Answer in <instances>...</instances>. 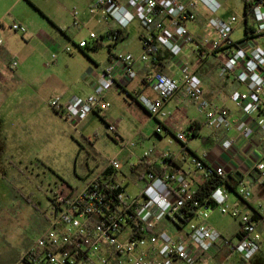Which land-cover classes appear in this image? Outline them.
I'll list each match as a JSON object with an SVG mask.
<instances>
[{"label":"built area","instance_id":"built-area-1","mask_svg":"<svg viewBox=\"0 0 264 264\" xmlns=\"http://www.w3.org/2000/svg\"><path fill=\"white\" fill-rule=\"evenodd\" d=\"M244 2L249 5L255 27L246 37L232 42L231 36L241 22L235 15L226 19L211 16L209 26L215 34L210 36L198 37L187 26L197 19L200 6L212 14L219 12V0H93L89 14L104 24L102 38L109 41L118 42L126 28L135 19L140 20L145 30L140 37L142 52L138 56L112 54L114 60L95 84L93 93L67 101L56 96L50 105L78 130L79 124L91 113L110 107L107 94L112 88H124L136 78L139 61L158 62L160 45L178 62L181 75L175 77L166 72L148 75L146 82L157 96L138 94L139 102L153 116L167 118L170 116L167 103L183 91L205 113V124L209 128L236 133L222 140L224 151L241 147L242 140L250 142L258 131L264 133V0ZM78 15L75 11L79 24ZM13 27L27 31L18 24ZM90 38L100 40L93 31ZM186 44H194L201 59L226 52L220 73L234 77L246 87L231 94L244 118L234 121L227 108L204 98L200 75L182 58ZM78 45L84 48L90 46V42L83 39ZM16 64L14 61L13 65ZM164 125V122L159 124L157 134H162ZM109 129L119 136L116 124H110ZM193 132L190 129V134ZM167 135L169 143L176 140L183 144V155L191 156L195 170L202 172L204 178L213 174L228 175L208 154L189 152L190 137L185 130ZM151 153L152 150L145 151L138 160L147 167L140 175L144 185L138 194L130 193L117 179L125 167L117 156L82 188L62 187L56 191L47 229L15 264H194L204 254L218 255L224 248L246 258L260 251L264 244L263 203L251 212H244L237 204L229 203L230 192L226 185L217 186L202 200L192 190L186 173L172 167L177 157L174 152L162 153L161 169L157 171L147 162ZM241 157V165L231 175L238 181L237 195L249 200L252 191L245 178L255 173L259 180H264V156L243 154ZM132 167L134 165L130 166L131 171ZM217 208L239 219L236 240L224 237L209 223V216ZM196 218L198 221H194ZM168 220L179 227L175 234L161 226ZM184 224H189L187 231L183 229Z\"/></svg>","mask_w":264,"mask_h":264},{"label":"rangeland","instance_id":"rangeland-1","mask_svg":"<svg viewBox=\"0 0 264 264\" xmlns=\"http://www.w3.org/2000/svg\"><path fill=\"white\" fill-rule=\"evenodd\" d=\"M219 1L221 9L216 14L201 9L204 25L209 27L211 16L226 19L235 15L241 22L232 37L242 39L244 0ZM92 2L0 0V61L6 71L0 87V264H15L44 233L53 211L52 197L60 188H82L117 156L125 164L117 179L130 193L138 194L141 186L131 175L130 166L147 150H152L150 158L159 147L175 153L183 148L179 141L169 143L165 130L160 140L156 128L164 118L150 114L137 98L147 92L130 94L121 89L120 93H109L111 106L91 113L78 130L50 105L51 99L63 92L82 97L93 93L95 73L111 64L112 54L138 56L142 52L140 35L145 30L140 20L135 19L126 28L123 39L109 41L102 38L104 24L89 14ZM75 11L79 12V24ZM14 24L27 31L15 30ZM92 31L100 38L99 47H94L95 40L90 38ZM200 35L210 36L212 32L203 29ZM83 39L90 46L80 47ZM14 61L17 64L10 69ZM188 107L190 117H205L197 103ZM116 119H121L116 125L119 136L109 129ZM185 132L192 139L191 148L199 153L209 148L212 131L207 125L193 138L189 128ZM182 162L185 169H195L191 156ZM240 208L251 212L243 203ZM208 221L224 237L237 239L239 219L217 208ZM167 223V231L175 234L179 227L172 220ZM183 229L187 231L189 224ZM196 264H264V244L250 258L224 248L218 255L204 254Z\"/></svg>","mask_w":264,"mask_h":264},{"label":"crops","instance_id":"crops-1","mask_svg":"<svg viewBox=\"0 0 264 264\" xmlns=\"http://www.w3.org/2000/svg\"><path fill=\"white\" fill-rule=\"evenodd\" d=\"M200 7L197 10V19L193 22H188L187 26L189 30L198 37L204 36V35L202 36L200 35L201 30L203 31V29L206 30L209 29V31L212 32V35H214L215 32L211 29V27L210 26L206 27L204 25L205 17L203 16V11L201 9H204L205 7L204 6H200ZM249 14L246 12V7H245L244 17L246 24H245V35L243 36V38L246 37L247 33L252 31L255 27V21L253 17ZM247 16L248 19H246ZM189 23H191L193 27L191 26L190 28ZM231 39L232 42L240 40V39H235L232 36ZM225 53H226L225 51H222L218 54L209 55L201 59L194 44H186L182 58L188 61L192 66V68L195 69L196 72L200 75L203 82L204 98L214 104L221 105L227 108L230 112L232 120L238 121L244 118L245 116L242 110L238 108L234 103V101L232 100L231 94L235 90L243 91L246 89V87L241 83H239L232 76L224 77L221 75L220 67L226 58ZM157 55L159 60L156 63L139 61L136 64V70L138 73L136 78L130 80L124 88L121 87L112 88L108 92L107 97L109 93L113 91L120 93L119 90L122 89L123 91L129 92L130 94L133 93L137 94L138 91L140 93L147 92L148 94H143V95H147L150 98H155L157 96V93L146 82V77L148 75L153 74L155 72H166L175 77H180L181 75L180 65L173 58V56L168 50L158 45ZM113 60H114V56L112 55L110 58V63H112ZM12 65L13 64L9 66L10 69L12 68ZM109 65L103 66L100 71L95 73V77L91 83V89L94 88L95 84L100 79L103 72ZM20 71H18L16 74L17 75L20 74ZM5 74H6L5 67L0 61V87L3 79L5 78ZM18 76L20 77V75ZM75 96L78 95L77 94L67 95L66 92H63L61 94V99L62 101H67ZM190 103L193 102H191V100L185 95L183 91H180L167 103L166 109L170 112V116L164 118L163 120H160L164 122L166 126L165 128L166 134H170V132L174 133L178 130H185L186 128H189V130L190 129L194 130L192 134V138H193L201 132L203 126L206 125L205 124L206 116L190 117L189 115L190 109L188 107ZM142 107L146 109L143 105ZM120 123H121V119H116L114 124L118 125ZM211 131H212L211 134L212 137L208 139V141L210 142L209 148L205 149L202 153H199L196 149L191 148L190 146V142L192 140L191 139L188 144L189 152L192 154L195 153L196 155L208 154L214 164L223 166L225 168L228 175H231V173L241 165V160H242L241 156L243 154L252 155L255 157L264 156V133L262 132L258 131L250 142H245L242 140L240 142L241 147L224 151L221 147L222 140L228 135L235 136L236 133L234 131L227 132L224 129H220V130L211 129ZM159 138L161 141L163 140V137L161 135H159ZM160 144L161 142L159 141L157 147ZM164 151H165L164 147H159L155 150L153 156L147 159V162L151 163L152 169L154 170L155 168H157L158 170L161 169L160 157ZM175 154L177 155V157L175 160V164L172 167L175 170L184 171L190 179L192 190L196 191L199 188V185L204 180V176L202 172L196 171L195 169H188V170L185 169L182 161L187 159V156L183 155V148H179ZM132 165H134V167H132L133 169L131 171V175L134 178H136V181L138 183H140L141 186L140 191H141L144 183L142 180H140V175L147 170V167L144 164H140L138 162ZM245 182L249 185L252 191V197L249 200H242L234 190H232L227 186L226 188L230 192L229 203L237 204L238 206H240L243 203L248 208H250L251 211H253L256 207H258L260 203L264 204V180H259L257 174L252 173L250 176L245 178ZM232 192H234V195ZM161 226L167 228L168 223L163 222V225ZM239 231H240V225L237 230V234L239 233ZM200 258H202V256ZM200 258L194 264H196L200 260Z\"/></svg>","mask_w":264,"mask_h":264},{"label":"trees","instance_id":"trees-1","mask_svg":"<svg viewBox=\"0 0 264 264\" xmlns=\"http://www.w3.org/2000/svg\"><path fill=\"white\" fill-rule=\"evenodd\" d=\"M245 7H246V12L249 14L250 13L249 5L246 4ZM246 19H248V16L246 17ZM125 36H126V33L123 35V37L121 39H123ZM140 37H141V35H140ZM120 40H118V41H120ZM100 45H101L100 40L95 41L94 47H99ZM159 123L162 124L163 122L159 120ZM164 127L166 128L165 125H164ZM170 133H172V132H170ZM155 170L157 171L158 169L155 168ZM237 184H238V181L232 175H227L226 177H222V176H219L218 174H213V175H210V176L204 178L203 182L199 185V188L195 191V195L198 198L204 200L205 197L207 195H209L219 185H226L235 191ZM190 215H191V213H190ZM237 235H239V233Z\"/></svg>","mask_w":264,"mask_h":264}]
</instances>
